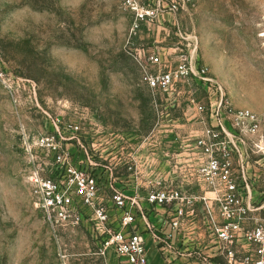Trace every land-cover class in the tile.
Wrapping results in <instances>:
<instances>
[{
  "label": "rangeland",
  "instance_id": "rangeland-1",
  "mask_svg": "<svg viewBox=\"0 0 264 264\" xmlns=\"http://www.w3.org/2000/svg\"><path fill=\"white\" fill-rule=\"evenodd\" d=\"M139 1L143 10L157 3ZM136 15L127 0H0V264H126L112 250L100 254V239L86 221L52 230L34 204L28 176L32 167L50 160L35 142L56 118L79 124L78 136L85 140L68 147L79 159L83 152L101 154L95 158L99 200L105 202L114 189L145 194V170L134 180L125 167L135 140L152 138L157 153L164 146L175 150V138L184 143L186 136L201 133L208 117L201 114V122L191 100L207 106L204 89L191 80L176 83L167 101L159 100L170 112L161 116L138 56L150 70H155L147 60L152 53L174 66L186 50L181 35H187L196 42L199 63L233 106L264 115V0H193L176 15ZM29 145L37 156L34 166ZM157 167L156 173L164 170ZM261 185L259 179L256 188ZM191 192L203 195L199 187ZM196 209L188 208L185 227L176 232L191 236L192 244L201 238L200 248L194 243L195 253L184 261L160 252L158 264H209L212 257L201 249L210 235L207 207L201 203ZM171 212L168 226L175 217Z\"/></svg>",
  "mask_w": 264,
  "mask_h": 264
},
{
  "label": "built area",
  "instance_id": "built-area-1",
  "mask_svg": "<svg viewBox=\"0 0 264 264\" xmlns=\"http://www.w3.org/2000/svg\"><path fill=\"white\" fill-rule=\"evenodd\" d=\"M192 1L157 0L156 5L147 10L141 8L139 0H127V3L136 16L143 19L144 15L164 12L176 15ZM134 28H138L137 23ZM181 38L186 42V50L181 51L174 66L163 64L154 53L147 55V60L155 70L145 68L141 56L137 61L143 67L150 98L161 116L168 118L170 112L159 100L164 96L167 101L176 91L172 90L176 83L191 80L204 89L208 95L207 106L191 98L196 114L208 117V124L203 125L201 133L186 136L183 144H176L178 152L163 147L157 153L153 150L151 156L149 152L142 153L149 147L155 148L152 138L144 137L131 143L125 167L128 177L134 180L145 170L148 175L143 184L145 194H126L114 189V196L105 202L99 200V161L95 158L99 160L101 154L84 153L82 148L85 158L79 159L78 153L68 148L70 144L81 145L85 140L78 136L79 124L53 119L50 132L42 133L35 142L42 149L46 148L48 154L45 155L50 160L30 170L28 180L34 204L52 230L73 229L86 221L100 239L101 255L112 250L117 257L124 258L126 264H148L140 227L143 225L146 231H153L154 237L158 236L159 229L154 230L145 206L150 210L155 206L172 209L175 217L170 226L177 231L188 216V208L200 202L207 207L208 232L225 246L231 259L235 245L241 240L242 244L256 249V256L245 257L244 261L264 264V221L245 227L249 212L255 208L254 192L259 179L264 185V115L234 107L220 82L199 63L196 42L187 35ZM202 115L200 120L205 122ZM160 120L161 124L165 123L164 119ZM32 150L29 145L30 162L34 166L37 156ZM157 166H163L164 170L156 173ZM154 174L159 177L151 178ZM139 186L140 183L136 184L135 189ZM196 187L202 189V196L187 193ZM262 206L264 203L259 205Z\"/></svg>",
  "mask_w": 264,
  "mask_h": 264
},
{
  "label": "crops",
  "instance_id": "crops-1",
  "mask_svg": "<svg viewBox=\"0 0 264 264\" xmlns=\"http://www.w3.org/2000/svg\"><path fill=\"white\" fill-rule=\"evenodd\" d=\"M165 139L166 138H164V140L162 141L166 142L167 140ZM136 142L137 141L135 140L134 143ZM168 142L171 144L172 141L168 140ZM177 143L180 145L182 141L179 139H175L173 144H177ZM153 150L155 149L149 147L147 148V150L143 152V155H146L149 152V155L151 156V152L153 153ZM175 151L178 152L179 147L176 146ZM254 201H255L254 204L255 208H253V210L248 214V218L246 219L245 222L246 228H251L255 225V223L259 221H264V206L259 207L260 204L264 203V185H261L260 187L256 188V191L254 192ZM200 205H201L200 202L196 203L194 209H196V207ZM145 208H147L146 215L148 217V220L151 222L152 226L154 227V230L159 229L157 233L158 236L154 237L153 231H146L143 225H141L140 227V231L146 245L148 260H149V255L152 256L150 257L149 264H158V262L156 261V256L161 253L164 255H168V254L178 255V260L184 261L185 256H191L193 252L195 253V250L193 249L194 246H192L194 243L196 244V248L198 247L200 248V246L202 245L200 240L201 238L200 239L196 238V240L197 239L198 240L192 244L193 238L191 236L185 233L183 234L177 233L179 229H180L179 231H182L183 227H185V224L182 223L180 225V228L177 230V232L176 230L173 231L171 227L168 226L166 223L164 224V222H166V217H169V215L173 214L171 212L172 209H170L167 206L166 207L155 206L152 207V210H154L152 211L150 210V208H148L147 205L145 206ZM197 216L198 213L196 209L195 217ZM172 231L174 233H172ZM207 240L208 243L207 242L204 243L203 246L205 245L206 246L202 247L201 249L203 250L204 253L208 252L210 254V258L212 257L209 260V264H221V261L219 260L220 258H223L226 264H231L232 262L239 264H247V262L244 261L245 257L252 258L256 256V249L254 246H248L242 244V241L238 240L237 244L234 247V258L231 259L227 255V250L225 246L219 240H217V238L214 235H209ZM216 257H219V259H216ZM159 264H165V263L160 262Z\"/></svg>",
  "mask_w": 264,
  "mask_h": 264
}]
</instances>
